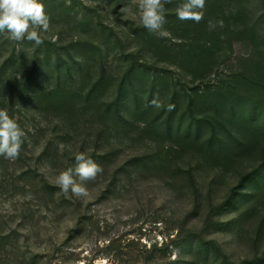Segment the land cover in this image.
Returning a JSON list of instances; mask_svg holds the SVG:
<instances>
[{
	"label": "rangeland",
	"instance_id": "1",
	"mask_svg": "<svg viewBox=\"0 0 264 264\" xmlns=\"http://www.w3.org/2000/svg\"><path fill=\"white\" fill-rule=\"evenodd\" d=\"M180 2L165 4L167 37L143 27L137 0H42L50 17L42 44L0 34V109L25 134L18 159L0 156V264H192L174 245L186 239L219 249L210 245L211 259L200 254L193 264H264L263 123H255L260 136L250 149L207 158L167 133L164 106L127 101L129 122L107 111L129 69L137 88L166 79L158 80L164 105L174 89L211 86L223 75L242 72L264 84V0H220L226 15H208L215 0H206L207 28L197 34L202 42L219 38V54L197 79L187 51L196 34L175 15ZM45 53L71 58L72 74L41 75ZM84 58L89 65L78 69ZM96 69L100 90L88 95ZM259 89L242 79V93ZM176 120L187 125L183 105ZM202 128L205 137L208 126ZM78 153L104 169L85 184L87 197L65 195L55 183ZM245 173L252 177L238 187ZM238 192L247 200L232 206ZM166 245L169 255L156 257Z\"/></svg>",
	"mask_w": 264,
	"mask_h": 264
},
{
	"label": "trees",
	"instance_id": "2",
	"mask_svg": "<svg viewBox=\"0 0 264 264\" xmlns=\"http://www.w3.org/2000/svg\"><path fill=\"white\" fill-rule=\"evenodd\" d=\"M219 12L226 15L220 0H215L210 6L207 14L217 15ZM205 18L206 16L204 15L199 23L191 20L184 21L187 25L194 28L196 34L195 39H197V41L195 45L187 49L190 53L189 57H192L195 62L192 66L193 71L191 72V77L196 79L198 77L203 78L204 70L206 71L204 67L209 62H213L219 54V38L218 41L204 40L202 42L200 41V37H198L197 33L204 32L205 28H207L208 23ZM36 52L38 57L42 56L38 51ZM19 53L21 54L22 52L20 51ZM44 58L45 67L43 68V73L41 75L46 76V74L54 72L58 80H60V75L62 73L69 76L72 74L73 64L70 63L71 58L63 59L61 61L59 53L55 59L51 60L46 53L44 54ZM76 65L78 69H81L82 67L84 68L89 65V61L85 58L78 59ZM96 73L94 72L96 75L95 82L88 95H93L95 92L98 93L100 90L101 72L96 69ZM34 78L35 76L32 75L30 79ZM30 79L27 82L32 83V80ZM242 79L253 84L256 88H259L260 86L261 89L258 90L257 94L242 93ZM158 80L166 81L163 76L161 78L156 77L153 78L149 84H146L145 88H137L135 82H132L130 69L126 70L125 79H121L114 86L115 95L113 101L109 102L107 105V111H114L118 121L125 120V122H129V119L126 118L125 110L123 109L127 101H135L139 105L141 100L147 99L150 102L154 97L158 96L164 105L166 91L159 90L162 87L161 81ZM38 81L36 83L33 82L34 85L39 86L41 81ZM182 90V92H179L176 89L173 90L169 104L174 105V109L168 111V115L163 120L162 124L163 126L165 125L168 134L180 136L184 142L198 145L200 151L204 153L207 158L208 155L215 157L216 154L223 155L225 153H227L226 156L230 158L229 153L236 151L238 147L242 146H244L246 150L250 149L253 140L258 139L257 137L260 136L255 123L259 125L263 123L262 125L264 127V84L262 82L239 72L237 74H232L231 76H219L216 83L211 86L192 88L190 91L185 89ZM167 105H164L163 110L167 109ZM181 105L185 107L189 114L187 125L183 128H181L182 125L179 124L178 120L174 122L176 112ZM180 120H182V117ZM203 125H207L209 130L208 135L206 134L205 137H203L202 133L204 129L202 128ZM246 136H249L250 139L247 140ZM226 160L228 159H225V161ZM251 177V173L243 174L238 187L248 181ZM261 182H264V176ZM263 187L264 183L259 185L260 189ZM246 194L247 193L238 192V195L231 205L235 206L244 203L247 200ZM222 208H224V205L219 207V209ZM263 230L264 223H262L259 228L260 232H263ZM212 244L215 243L210 241L205 243V245H202V247H199L190 239H186L178 244H176V242L174 243V245H180L183 254L189 255V261L192 264L200 254H203L207 259H211V256H209L208 253V248ZM214 247L219 250L216 244ZM160 250L161 253L159 254L158 252L156 257L161 259L162 257L169 255V248L167 245ZM226 259L228 258L226 257ZM261 260H264V254L260 261ZM169 264H182V261L180 259L171 260Z\"/></svg>",
	"mask_w": 264,
	"mask_h": 264
},
{
	"label": "clouds",
	"instance_id": "3",
	"mask_svg": "<svg viewBox=\"0 0 264 264\" xmlns=\"http://www.w3.org/2000/svg\"><path fill=\"white\" fill-rule=\"evenodd\" d=\"M171 2L172 0H137L139 20L143 27L160 37L169 36L163 25L166 23L165 4ZM205 6L206 0H181L175 10L176 16L181 21L199 23L204 17ZM121 11L126 13L129 10L123 8ZM49 27L50 17L42 0H0V34H7L9 39L17 42L27 40L40 45L43 43L40 32H47ZM149 106L159 109L164 105L156 96L149 102ZM173 109L174 105H167L168 111ZM24 135V131L9 116L8 111L0 109V156L12 161L18 159ZM74 159V165L59 172L55 183L65 195L71 192L76 197H87L89 192L85 184L95 181L103 174L104 169L85 153H78Z\"/></svg>",
	"mask_w": 264,
	"mask_h": 264
}]
</instances>
